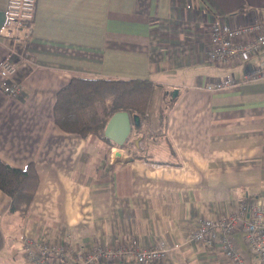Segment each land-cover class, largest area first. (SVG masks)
Instances as JSON below:
<instances>
[{"label":"crops","instance_id":"crops-1","mask_svg":"<svg viewBox=\"0 0 264 264\" xmlns=\"http://www.w3.org/2000/svg\"><path fill=\"white\" fill-rule=\"evenodd\" d=\"M6 8L0 0V61ZM255 13L264 16V0H36L31 34L15 45L25 93L7 96L0 77V158L32 162L38 184L24 216L0 189V264H28L23 233L51 238L61 227L74 246H158L160 264H231L218 243L186 237L205 217L264 202V78H243L264 47L236 62L206 56L214 21ZM73 77L151 80L155 96L128 150L56 124L55 98ZM230 77L233 85L203 88ZM240 216L231 237L253 264Z\"/></svg>","mask_w":264,"mask_h":264},{"label":"built area","instance_id":"built-area-1","mask_svg":"<svg viewBox=\"0 0 264 264\" xmlns=\"http://www.w3.org/2000/svg\"><path fill=\"white\" fill-rule=\"evenodd\" d=\"M36 0H7L4 19V33L10 40L7 55L0 61V77L3 80L5 94L19 98L25 93L22 82L14 79L17 62L23 55L15 51V45L31 34L32 20ZM210 45L207 57L211 61L229 63L247 59L264 47V16L254 14L250 19L231 24L227 20H216L211 25ZM244 81H256L264 78V57L257 65L250 66L243 75ZM233 77L226 80L208 81L203 88L211 91L233 85ZM137 149V148H136ZM133 150V151H136ZM125 150H128L126 147ZM241 214L244 220V237L251 253L255 256L253 264H264V202L254 200L244 202L240 212H232L223 217H205L199 225L187 235V240L205 245L218 243L229 258L231 264H248L234 243L231 232L239 222ZM70 232L61 227L54 237L33 235L25 232L21 237L23 253L30 264H97L109 261L134 260L140 264H160L167 250L158 246H139L133 244L92 246H74L69 241Z\"/></svg>","mask_w":264,"mask_h":264},{"label":"trees","instance_id":"trees-1","mask_svg":"<svg viewBox=\"0 0 264 264\" xmlns=\"http://www.w3.org/2000/svg\"><path fill=\"white\" fill-rule=\"evenodd\" d=\"M149 79L112 77H73L57 94L54 104L56 124L63 129L85 136L103 134L108 118L119 110L138 114L142 127L153 93ZM31 163L25 168L6 163L0 158V189L10 196V210L26 215L38 184V176ZM67 232H70L67 229ZM69 241L72 238L69 233ZM23 251V250H22Z\"/></svg>","mask_w":264,"mask_h":264},{"label":"water","instance_id":"water-1","mask_svg":"<svg viewBox=\"0 0 264 264\" xmlns=\"http://www.w3.org/2000/svg\"><path fill=\"white\" fill-rule=\"evenodd\" d=\"M177 88H173L170 95H175ZM138 114L132 116L125 110L115 111L106 121L103 135L111 139L118 145H123L129 137L132 127H138L140 124Z\"/></svg>","mask_w":264,"mask_h":264},{"label":"rangeland","instance_id":"rangeland-1","mask_svg":"<svg viewBox=\"0 0 264 264\" xmlns=\"http://www.w3.org/2000/svg\"><path fill=\"white\" fill-rule=\"evenodd\" d=\"M154 96L155 95H153L152 94V101H153V98H154ZM153 109V108H152ZM150 111H152V110H150ZM140 129V128H139ZM136 131H135V129L134 128H132L131 129V132L129 133V137L126 139V141H125V143L123 144V145H121L120 147H123L124 146V148L127 146V148H130L132 145H133V141H134V138L136 137V135H137V133H135ZM141 135H143V138L145 137V136H147L148 135V133L146 132V133H141ZM142 137V136H141ZM141 137H139L138 138V142H139V140H141ZM135 153H139V152H137V151H134ZM23 260H21V259H19V260H16L15 262H13V260L10 262V261H8V262H6V264H24V262H22ZM100 263H103V264H106V262H100ZM28 264H30V263H28Z\"/></svg>","mask_w":264,"mask_h":264}]
</instances>
